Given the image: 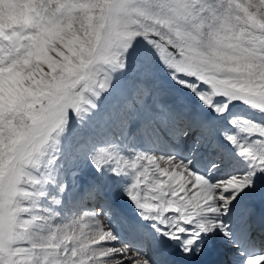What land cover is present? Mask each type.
Returning <instances> with one entry per match:
<instances>
[{"label":"snow or ice","instance_id":"6c2138e0","mask_svg":"<svg viewBox=\"0 0 264 264\" xmlns=\"http://www.w3.org/2000/svg\"><path fill=\"white\" fill-rule=\"evenodd\" d=\"M0 264H264V0H0Z\"/></svg>","mask_w":264,"mask_h":264}]
</instances>
